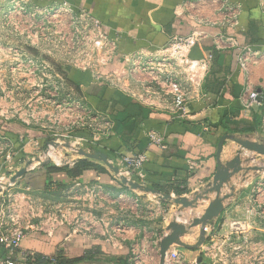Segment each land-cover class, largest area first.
<instances>
[{"label": "crops", "instance_id": "obj_1", "mask_svg": "<svg viewBox=\"0 0 264 264\" xmlns=\"http://www.w3.org/2000/svg\"><path fill=\"white\" fill-rule=\"evenodd\" d=\"M25 1L37 5L67 1L77 10H85L100 20L105 34L117 42L116 55L102 67V77L95 78L88 71L75 76L81 81L94 110L109 121V132L101 149L112 155L108 156L114 165L118 166L123 154L132 151L146 153L143 178H137L140 184L165 188L173 196H176L174 188L179 186L187 189L182 195L191 198L203 191L213 179L217 169V144L222 135L233 134L264 141V58L250 68L251 86L261 93V104L250 109L244 107L243 95L247 84L239 64V57L246 47L264 51V0ZM8 5L9 0H0V31ZM192 33H197L199 39L191 49V57L211 55L212 62L199 91L188 104L189 116L179 117L167 109L134 98L127 88L139 91L141 86L136 78L125 76L129 69L126 55L158 51L173 37ZM122 77L127 87L119 85ZM117 92L139 104L138 108L130 109L120 104ZM130 112L134 114L131 117L133 130L125 127L123 122L120 126L122 134L116 135L114 119L125 120ZM255 119L259 122L257 128L253 127ZM1 121L4 128L9 129L10 134L7 135L14 139L18 135H32L31 129L20 122L0 118ZM150 131L163 136V146L149 139ZM83 134L76 133L77 136ZM240 149L239 143L227 139L222 160H231ZM242 150L243 158L251 159L246 165L264 166L263 155ZM14 167L18 170L23 168L20 162ZM106 169V172L88 170L75 178L56 173L49 176L51 183L48 189V175L41 167L18 178L38 196L56 188H65V185L75 188L78 183H89L91 188L104 194L99 199V209H96L102 214L79 210L80 200L94 205V197L86 190L69 196V204H61V207L65 208L70 221L46 222L44 229L29 227L21 242L22 249L45 259L62 251L68 257L82 256L99 245L107 253H124L128 264H159L158 241L167 232L169 223L173 219L186 223L201 215L215 197V192L210 193L208 199L200 200L198 208L181 210L179 204L162 197L163 194L127 186L115 177L112 169ZM27 174L32 175L34 186L28 185ZM58 181L65 184L59 186L56 184ZM225 193L233 195L224 200V209L208 224L204 244L196 249L172 245L166 264H264V168L235 174L222 189V194ZM30 194L29 197L32 196ZM33 203L36 204L34 199ZM40 205L45 207L47 204L43 202ZM80 213L83 214L82 227L87 230L77 224ZM118 224H122L124 229L116 236H110ZM199 236V226H196L182 240L194 244ZM8 255V249L0 244V261H5ZM14 260L16 264H27L21 251Z\"/></svg>", "mask_w": 264, "mask_h": 264}, {"label": "built area", "instance_id": "obj_2", "mask_svg": "<svg viewBox=\"0 0 264 264\" xmlns=\"http://www.w3.org/2000/svg\"><path fill=\"white\" fill-rule=\"evenodd\" d=\"M1 27L0 118L11 121L10 116H18L27 124L35 120L40 125L36 129L27 126L38 132L37 135L23 134L15 139L0 131V244L8 249L9 254L0 264H16L14 256L18 251L26 259H34L33 252L24 251L21 247L29 227L44 229L46 222L59 223L69 219L62 205L47 210L42 205L38 210L27 193H6L4 184L12 186L17 182L11 180L9 173L18 170L14 167L18 162L28 171L41 167L46 160L59 164L61 160L57 159L61 155L57 151L61 145L69 147L76 155H80V149L90 151L87 149L89 146H103V139L109 132V121L94 110L83 85L71 84L67 74L73 68L88 71L95 78L102 77V67L116 55L117 42L105 34L100 20L85 10H77L67 1L37 5L25 0H9ZM198 39L197 33L175 36L158 51L126 55L129 69L125 76L136 78L141 86L139 91L127 88L134 98L167 109L179 117L189 116L188 104L199 91L212 62L211 55L191 57V49ZM263 58L264 51L249 47L239 57L246 76L243 102L247 109L261 104V93L252 88L249 79L251 66ZM122 79L119 85L127 87ZM97 118L105 124L94 132L89 126ZM62 122H67L66 126L71 129L82 127L65 135L70 138L69 143L55 138ZM45 131L52 132V135ZM78 132L84 134L77 136ZM148 136L153 143L164 145L162 135L150 131ZM27 148H31L30 151ZM22 153L23 156L15 162ZM146 161L145 152L123 154L119 159V172L114 175L119 181L122 177L137 181V178H143ZM75 162L65 165L73 166ZM75 186L92 194L94 205L99 207L103 192L91 188L89 183ZM123 229L122 224L116 225L110 236H116ZM208 229L207 226V232Z\"/></svg>", "mask_w": 264, "mask_h": 264}, {"label": "water", "instance_id": "obj_3", "mask_svg": "<svg viewBox=\"0 0 264 264\" xmlns=\"http://www.w3.org/2000/svg\"><path fill=\"white\" fill-rule=\"evenodd\" d=\"M227 139H232L239 143L244 150L252 151L264 156V141H257L250 138H241L233 134L222 135L218 141L216 149L217 169L212 181L207 184L206 188L201 192L195 193L191 198L187 195L173 196L171 194H166L162 196L179 204L182 210L185 208H198L200 200L208 199L209 194L215 192V197L210 201L209 205L204 209L201 215L193 217L186 223L179 222L177 219H173L169 223L167 232L158 241L160 255L159 264H166L167 253L174 244L188 249H196L203 245L207 239L206 227L214 218L220 215L224 209V200L230 198L233 195V193L222 194V189L224 186L229 183L235 174L243 170H262L264 168V166L261 165H246L245 163L249 162L251 159L249 157L243 158L242 149L238 150L236 156L231 160L223 161L222 152L224 143ZM79 153L84 158L102 161L115 173L119 172V167L114 165L108 154L101 150L86 151L85 149H80ZM49 163L50 160L43 162V164ZM27 171L28 170L26 167L21 168L12 176L11 180L13 182L17 181V179L26 174ZM121 181L134 189H142L153 193L157 192L150 187L140 184L138 181L128 180L124 177L121 178ZM231 189L233 190L234 188L232 187ZM196 226H199L200 230L198 241L194 244L183 241L182 237L189 233L192 227Z\"/></svg>", "mask_w": 264, "mask_h": 264}, {"label": "trees", "instance_id": "obj_4", "mask_svg": "<svg viewBox=\"0 0 264 264\" xmlns=\"http://www.w3.org/2000/svg\"><path fill=\"white\" fill-rule=\"evenodd\" d=\"M68 71H69V73L67 74L68 81L71 84L79 87V85L81 84V81L78 80L77 76L75 75L76 73H82V72L80 70L73 69V68H70ZM117 94L120 97L118 100L120 104L125 105L126 108H130V109L138 108L139 104H137L135 101L123 95L122 93L117 92ZM132 116H134V114L133 112H130L129 116L125 120H122L121 118L114 119L115 120L114 133L116 135L122 134L120 130V126H121V123L123 122L125 123V127H128L130 131L133 130V120H131ZM228 126H229L228 124H225L226 128H229ZM258 126H259V122L257 119H255L253 121V127L257 128ZM0 131L5 134H10L9 129L4 128L2 121L0 122ZM30 131L32 135L38 134V132L36 131H33V130H30ZM79 133H82V132H79ZM43 142L45 144L46 141H43ZM87 149L90 151L102 150L108 153L110 157L112 156L109 152H107L106 149L103 150L96 146H89ZM132 152L137 153L136 151H132ZM21 156H23V153ZM41 168H43L45 170V173L48 175L46 189L50 188L51 182H50L49 176H52L56 173L62 172V173H65L67 177L69 178H75V177L82 176L88 170H96L98 172H106L107 170L105 166L99 165V163H97L96 161H93L92 159H88L84 157L77 159L73 166H69V165L57 166V165H51V164H43ZM30 177H32V175L27 174L25 176L26 181L28 185L34 186V182H32ZM56 184L59 186H62L65 183L64 181H58ZM152 189L156 190L157 192L163 195L170 194L169 190L156 186V185L152 186ZM174 190H175L176 196H181L187 191L186 188H180L179 186H176ZM26 263L27 264H128V261H127V256L124 253L122 254L121 253L118 254L114 252L107 253L104 250H102L99 245H96L92 249L87 250L82 256L68 257L62 251V252H59L57 255H54L53 257H47L44 259L40 255L35 254L33 261L30 259H27Z\"/></svg>", "mask_w": 264, "mask_h": 264}, {"label": "rangeland", "instance_id": "obj_5", "mask_svg": "<svg viewBox=\"0 0 264 264\" xmlns=\"http://www.w3.org/2000/svg\"><path fill=\"white\" fill-rule=\"evenodd\" d=\"M62 96H63V93H62ZM73 100H74V97L72 96V101ZM94 116H95V114H94ZM9 118H10L11 121L15 120L17 122H20L23 125H26V126H28L30 128H33V129H36L38 126H40V125H38L35 122V120H30L32 122L30 124H27L23 120H21V118L18 117V116H10ZM66 123L67 122H62V124L58 128V133H57V136L55 138H59L60 140L65 141L66 143H69L70 142V138L65 137V135H68V134L72 133L73 130L81 129L82 127H78L77 126V127H73L71 129V128H68V126H66ZM102 124L104 125L105 123L104 122L102 123V121L97 118L94 121L92 120V123L89 126V128L92 131L97 132L101 128ZM47 125H52V124H47ZM46 131L44 133H48V134L52 135V132H46ZM43 149H46L45 145H43ZM57 152H60V155H61V157L58 158L57 161L61 160V162L59 164H57L56 162L52 161L49 164L62 166V165H65V164H67V163H69V162H71L73 160H77V159L83 157L81 154L80 155H76L75 152L71 151L69 147H66L64 145H61L58 148ZM92 160L96 161L97 163H99V165H103V166L105 165L108 169H110L104 162L99 161V160H94V159H92ZM11 173H13V172H11ZM11 173H9V174H11ZM1 175L2 174L0 173V176ZM19 180L20 179H18L17 182L14 185H12V186L4 184L5 185V192L6 193H12V194H15V193L17 194L19 192H25V193L29 194V192H31L32 193V194H30V195H32L31 198L34 199L35 202H36L35 207L37 206L38 208H40L41 207L40 204L45 202L47 204V205H45L46 210L51 208V207H53L54 205L60 206L61 204H64V203L69 204L68 203L69 196L74 195L76 192H78L80 194L84 193V189L82 187L76 186L75 188H73L72 185H69V186L65 185L66 186V187L64 186L65 188H61V189L60 188L59 189L56 188L52 192H49V193L43 192V194H40L38 196V195L34 194V192H36V191H32L30 189H27L23 183L19 182ZM40 198H44V199H40ZM70 202H73V201H70ZM85 204H84V202L82 200H80L78 202V208H79L80 211H83V210L85 211V209H87V210H90L91 212L102 214V212L100 210H96V209H99L96 205H92V206L88 205L87 201H86ZM68 206H67V208H68ZM67 208H66V210H67ZM82 215L83 214H81V213L79 214L80 218H78V223H77L80 226L84 225V222H83V219H82ZM66 218L69 219V216H68L67 212H66ZM68 221L69 220L66 219L64 222H68Z\"/></svg>", "mask_w": 264, "mask_h": 264}]
</instances>
